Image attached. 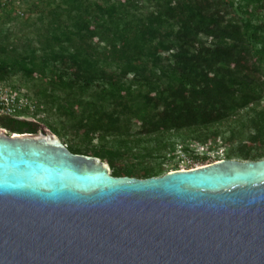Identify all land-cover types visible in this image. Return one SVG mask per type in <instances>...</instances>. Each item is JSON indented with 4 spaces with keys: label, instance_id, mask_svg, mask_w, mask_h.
Listing matches in <instances>:
<instances>
[{
    "label": "trees",
    "instance_id": "obj_1",
    "mask_svg": "<svg viewBox=\"0 0 264 264\" xmlns=\"http://www.w3.org/2000/svg\"><path fill=\"white\" fill-rule=\"evenodd\" d=\"M1 40L0 82L21 75L32 83L61 140L83 132L84 143L112 145L92 157L108 160L114 177H163L155 168L119 169L115 159H155L167 147L139 140L206 130L246 111L254 115L242 129L256 145L237 139L230 160H264V0H66L17 19ZM40 128L0 118L11 134Z\"/></svg>",
    "mask_w": 264,
    "mask_h": 264
},
{
    "label": "water",
    "instance_id": "obj_2",
    "mask_svg": "<svg viewBox=\"0 0 264 264\" xmlns=\"http://www.w3.org/2000/svg\"><path fill=\"white\" fill-rule=\"evenodd\" d=\"M111 174L52 133L0 129V264H264V160Z\"/></svg>",
    "mask_w": 264,
    "mask_h": 264
},
{
    "label": "rangeland",
    "instance_id": "obj_3",
    "mask_svg": "<svg viewBox=\"0 0 264 264\" xmlns=\"http://www.w3.org/2000/svg\"><path fill=\"white\" fill-rule=\"evenodd\" d=\"M66 0H14L12 6L0 13V45L3 43L1 38L6 34H11L16 31V21L20 18L22 21H26L29 18H36L37 12L41 11L46 4H51L53 7H58L59 5H63ZM238 4V1L236 2ZM68 6V5H67ZM21 13L23 16H19ZM234 16H240L242 19L248 20L249 15H245L244 13H238ZM263 18L262 16H259ZM259 18L255 19L251 26L259 27ZM249 23V22H248ZM255 28V30L257 29ZM22 39H25V32L21 33ZM121 48H124V45H121ZM131 79V78H130ZM33 84L27 82L21 75H16L11 77L7 81L0 82V91L4 94L11 93L15 98L27 99V103L34 102L36 104L35 114L32 112H25L24 114H18L20 121H27L30 123H35L39 125L44 131L48 133H52V129L49 126V123L55 122L54 117H50L47 113L39 110V103L37 99L34 97ZM264 108V103L262 104L261 109ZM254 115L252 111H246L242 113L240 116L235 117L227 122H224L220 125L211 127L206 130L200 131H183L181 133L167 134L161 136H155L152 138H145L139 140L142 148L153 149L156 147H167L156 155L155 159H150L149 161L142 162L134 160L130 157L117 158L115 162L117 163V167L119 169L136 171L140 170L141 167L144 168H155L157 171H163L165 175L177 171L178 168V160L176 159V152L178 149H190L192 146L194 147H205V154L211 158V162H216L219 160H230V154L233 151V148L237 147V139L242 138L245 140V147L251 148L256 145V139L253 136H248L246 132L243 131L242 127L244 124H247L248 120ZM0 118H10L5 112L0 110ZM54 124V123H52ZM56 124V123H55ZM136 127L139 126L138 123H135ZM235 131L237 133V137H232V132ZM8 132V131H7ZM65 135V134H64ZM84 135L83 132L80 133V138L70 136L65 137V142L67 145L74 149H80L84 152L85 156L92 157L96 148H105L110 149L112 145H108L104 142L103 146L101 145L98 139L90 143H84L81 137ZM62 139V141H64ZM112 143L114 141H111ZM231 142H234L231 144ZM110 143V142H108ZM117 145V143H116ZM115 145V146H116ZM118 147V146H117ZM237 160V159H233ZM105 163L109 164L108 160H104ZM113 174V172H112ZM122 177H127L126 173L121 174Z\"/></svg>",
    "mask_w": 264,
    "mask_h": 264
},
{
    "label": "built area",
    "instance_id": "obj_4",
    "mask_svg": "<svg viewBox=\"0 0 264 264\" xmlns=\"http://www.w3.org/2000/svg\"><path fill=\"white\" fill-rule=\"evenodd\" d=\"M14 0H0V13L8 10ZM20 17L23 16V14H18ZM37 107L34 102H31L30 104L27 103V99H19L15 98L11 93L4 94L2 91H0V110L2 112H5V114L14 119H18V114H24L25 112H32V114H35ZM205 147H194L192 146L190 149H183L180 148L175 153L176 159L178 160V170L175 172H189L194 171L198 169H202L214 164L221 163L226 160H219L216 162H211V158L206 155Z\"/></svg>",
    "mask_w": 264,
    "mask_h": 264
},
{
    "label": "flooded vegetation",
    "instance_id": "obj_5",
    "mask_svg": "<svg viewBox=\"0 0 264 264\" xmlns=\"http://www.w3.org/2000/svg\"><path fill=\"white\" fill-rule=\"evenodd\" d=\"M10 133V132H9ZM41 133H47L46 131H44L42 128H40L38 134H29V135H39ZM11 134V133H10ZM112 175V174H111ZM113 176V175H112ZM114 177V176H113Z\"/></svg>",
    "mask_w": 264,
    "mask_h": 264
}]
</instances>
